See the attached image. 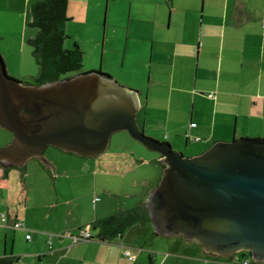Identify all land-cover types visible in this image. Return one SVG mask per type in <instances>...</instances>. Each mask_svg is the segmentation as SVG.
Segmentation results:
<instances>
[{
    "label": "crops",
    "instance_id": "crops-1",
    "mask_svg": "<svg viewBox=\"0 0 264 264\" xmlns=\"http://www.w3.org/2000/svg\"><path fill=\"white\" fill-rule=\"evenodd\" d=\"M36 1L0 0V8L7 12L10 4H20L14 19L24 26L25 11ZM103 3L115 17L126 16L125 47H138V58L144 48L148 53L151 85L132 87L138 92L135 119L146 135L193 154L217 141L264 138V0H68L65 28L82 14L93 21ZM186 132L198 143L190 144ZM10 140L0 132V257L15 256L11 264H229L244 256L255 261L246 254L210 252L195 237L162 232L151 217L113 240L97 237L95 219L146 204L165 166L155 150L137 146L141 159L133 153L134 160L107 148L86 156L50 144L60 152L46 147L26 158ZM123 187L127 200L120 201L114 190ZM15 221L22 227H14ZM89 224L93 238L80 237V228Z\"/></svg>",
    "mask_w": 264,
    "mask_h": 264
},
{
    "label": "water",
    "instance_id": "water-1",
    "mask_svg": "<svg viewBox=\"0 0 264 264\" xmlns=\"http://www.w3.org/2000/svg\"><path fill=\"white\" fill-rule=\"evenodd\" d=\"M137 93L100 70L24 83L8 75L0 54V126L12 132L10 147L26 158L50 144L94 156L112 132L127 130L165 165L146 201L156 229L195 237L216 254L245 249L264 262V138L217 141L185 156L139 127Z\"/></svg>",
    "mask_w": 264,
    "mask_h": 264
},
{
    "label": "rangeland",
    "instance_id": "rangeland-1",
    "mask_svg": "<svg viewBox=\"0 0 264 264\" xmlns=\"http://www.w3.org/2000/svg\"><path fill=\"white\" fill-rule=\"evenodd\" d=\"M104 3L102 4V10L94 13L95 19L93 21L88 16L82 14L74 19L71 18L69 26H67L68 24L66 25L65 31L67 38L65 45L73 47L74 44H77L83 51L82 66L77 72H73L71 75L100 69L102 72L110 73L113 78L125 87L132 88L135 86L141 90H146V87L151 85L150 79L147 76V50L144 48V56L138 58V54L143 53L138 47H134L133 49V46L125 47L127 18L123 13L121 16L116 14L117 16L115 17L111 7H108L106 10ZM15 7L14 4H10L7 12L6 10L2 11V8H0V18H2L3 14L10 16L9 20H4V22L0 20V54L4 60L9 76L24 83L34 84L35 78L39 74L40 65L32 55L29 38L33 37L38 29L30 26L28 23L22 26L20 19H14L16 12L20 9V4H16ZM25 12L28 17V8ZM104 16L106 25H103ZM115 22L120 23L117 28L113 26ZM123 32L124 35L122 36ZM249 74L253 76V72L250 71ZM261 91L264 93V83L261 85ZM1 128L0 132H5L7 135H10V138L12 137L11 131ZM192 140L190 144L198 143L196 140ZM137 146L143 150H148L143 143L131 137L127 130H117L111 133L110 143L106 151L117 150L119 152H126L135 160L141 157V153L136 148ZM173 149L178 150L177 148ZM60 150L53 146L46 148V151L51 154L60 152ZM181 151L185 156H192L193 154L186 147ZM133 153L136 155V158ZM156 154L158 156V152ZM155 162H157L156 159ZM146 164L142 168L145 172H148L150 171L148 167L153 165L151 163H149L150 165ZM157 166L159 169L162 168L160 163ZM151 173L153 172H149L148 174L150 175ZM114 191L121 194V197L114 198H118L120 201L127 200L125 197H122L127 192L126 187ZM97 193L99 194V192Z\"/></svg>",
    "mask_w": 264,
    "mask_h": 264
},
{
    "label": "trees",
    "instance_id": "trees-1",
    "mask_svg": "<svg viewBox=\"0 0 264 264\" xmlns=\"http://www.w3.org/2000/svg\"><path fill=\"white\" fill-rule=\"evenodd\" d=\"M67 2L68 0H40L28 6L27 23L38 29L29 38L32 55L40 65L39 74L35 78L36 84L69 76L82 66L83 51L80 46L65 45V23L69 19L66 14ZM149 218L147 205L139 202L133 206L119 207L114 212L95 219L92 227L97 230L100 240L109 241L122 235L131 225ZM86 226L80 228L79 233ZM15 259V256H1L0 264H11Z\"/></svg>",
    "mask_w": 264,
    "mask_h": 264
},
{
    "label": "built area",
    "instance_id": "built-area-1",
    "mask_svg": "<svg viewBox=\"0 0 264 264\" xmlns=\"http://www.w3.org/2000/svg\"><path fill=\"white\" fill-rule=\"evenodd\" d=\"M190 125H195V122H191L190 123ZM185 137L187 138V139H195V140H198L199 138L198 137H195V138H193V137H191L190 136V134L188 133V132H186L185 133ZM2 215V214H1ZM14 227H16V228H18V227H22V223L20 222V221H15L14 222ZM80 237H84V238H89V237H91V233H90V228L88 227V225L86 226V228L80 233V235H79ZM26 238H30V234L29 233H27L26 234ZM126 253V255H128L129 257H131L132 258V255H130V253H129V251H126L125 252ZM255 261H253V260H251V258L250 257H248V256H244V257H242V259L239 261V260H237L236 258L235 259H232L231 261H229V264H253ZM255 263H257V264H264V262H255Z\"/></svg>",
    "mask_w": 264,
    "mask_h": 264
},
{
    "label": "flooded vegetation",
    "instance_id": "flooded-vegetation-1",
    "mask_svg": "<svg viewBox=\"0 0 264 264\" xmlns=\"http://www.w3.org/2000/svg\"><path fill=\"white\" fill-rule=\"evenodd\" d=\"M74 75V74H73ZM72 75H69V76H66V77H62V78H60V79H56V80H61V79H63V78H68V77H71ZM56 80H54V81H56ZM44 83V82H43ZM41 84V83H40ZM39 85V84H38ZM188 140V139H187ZM243 254V255H249L250 254V252L248 251V250H245V249H240V250H238V251H235V252H233L232 254ZM222 255H228V254H222Z\"/></svg>",
    "mask_w": 264,
    "mask_h": 264
}]
</instances>
